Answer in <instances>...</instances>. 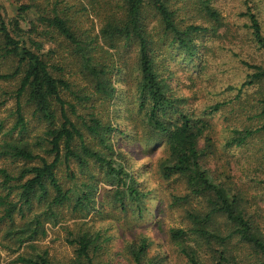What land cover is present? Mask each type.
I'll use <instances>...</instances> for the list:
<instances>
[{"label":"trees","instance_id":"trees-1","mask_svg":"<svg viewBox=\"0 0 264 264\" xmlns=\"http://www.w3.org/2000/svg\"><path fill=\"white\" fill-rule=\"evenodd\" d=\"M7 1L13 11L9 15L0 3L5 9L0 14V60L6 62L8 71L0 72V80L15 82L12 88L0 87V110L11 102L6 104L8 114H0V160L20 164L14 169L0 166V224L7 222L1 230L2 246L16 251L24 247L13 262L59 264L34 246L33 241L46 231L45 222H57L60 210L67 208L78 215L98 210L93 174H88L87 181L77 182L71 161L80 172L87 171L90 163L103 168L115 184L116 207L144 216L143 201L151 193L150 186L127 170L124 152L119 155L126 159L124 165H113L116 148L108 136L120 131L101 115L105 100L110 104L124 85L133 106L127 108L128 113L136 111L140 116L136 119L129 113L130 124L135 128V122L141 120L149 139L157 138L154 144L164 146L156 173L161 181L183 186L182 191L170 193L172 205L185 210L183 224L167 230L176 254L184 264H264V209L261 204L256 206L258 212L250 209L253 200L246 190L244 193L233 184L229 174L212 171L205 163L215 151L209 132V118L215 115L227 124L222 128L228 133L225 149L235 151L257 138L264 161V14L260 1L243 0L240 19L233 22L225 21L210 0H191L185 7L177 6L180 0ZM89 7L100 20L98 31L92 24L83 27L82 17L89 18ZM188 13L191 22L184 17ZM198 17L208 24L195 23ZM206 33L213 41L238 45V53L228 49L222 55L238 73L219 89H205L214 97L208 98L211 102L204 103L202 114L197 115L170 92L160 54L166 47L172 48L199 77L212 78L207 69L215 54L209 61L200 50L199 37ZM46 43H57L69 52L85 85L74 89L72 82L55 72L63 68L45 58L41 50ZM93 43L96 45L91 47ZM121 46L127 47V53L110 51ZM209 50L206 46V54ZM245 50L255 57L247 56ZM49 51L54 53L52 47ZM115 56L121 61L115 62ZM115 64L116 81L111 78ZM66 93L77 102L65 99ZM77 107L83 112L77 113ZM31 119L41 128L28 135ZM135 134L141 136L139 131ZM62 165L67 167L70 186L58 176ZM250 182L264 192V179L251 177ZM35 202L44 206L35 209ZM65 231L74 249L71 264H101L97 258L106 250L104 243L109 238L100 229L93 231L75 222ZM152 245L139 233L116 255L124 253L129 258L123 260L126 264H161L162 256L150 253ZM27 247L33 250L25 251ZM108 257L103 264L113 263L114 257Z\"/></svg>","mask_w":264,"mask_h":264},{"label":"rangeland","instance_id":"rangeland-1","mask_svg":"<svg viewBox=\"0 0 264 264\" xmlns=\"http://www.w3.org/2000/svg\"><path fill=\"white\" fill-rule=\"evenodd\" d=\"M183 1H178L177 6L185 7L190 5L191 0ZM210 1L214 7L219 9L224 20L229 22H233L239 17L238 14L243 5V0ZM257 1H260L259 5L264 14V0ZM0 3L6 7L9 15H11L13 10L10 8L8 1L0 0ZM4 11V8H0V14H3ZM80 13L83 14L82 12ZM184 17H186L185 19L189 22L193 21L189 13ZM195 23H205V21L198 17L195 19ZM82 24L84 28L91 27L92 24L94 25L95 31H98L100 20L96 17L95 10L89 7V18L82 17ZM199 41L203 57L207 56V60L210 61L212 53L215 54V59L212 60L207 69L208 74L213 76L212 78L208 76L206 78L203 76L199 77V73L196 72L194 67L186 62V60L179 57L178 53L172 48L166 47L162 50V54H160L161 58L165 60L162 71L168 77L166 81L170 86V92L174 96H178L179 99L182 98V100H184L183 106H185L186 109L194 110L197 115L202 114L201 107L204 103L207 101L211 102L208 98L214 97L206 94L205 91L207 89L214 90L212 86H215V89L221 88L224 84L222 82H228L229 79H234L238 73V70L235 69L232 64L229 62L225 63L227 62L226 57H222L224 52L228 49H232L237 53L239 52L237 44L235 46L229 44V41H213L210 33H206L204 37L200 36ZM94 45L96 44H91V47H94ZM206 46L210 47L208 51L209 54H206ZM223 46L224 49L222 48ZM51 47L54 49V53H50L49 50ZM105 48L108 47L106 46ZM119 50L120 54H125L128 51L127 47L123 46H121L120 49H110L115 55ZM41 51L45 54V58L50 64L58 63L60 67L63 68V71L55 72H59L64 78L72 82L74 89H79L86 84L84 76L78 71L68 51L58 46L57 43H53L52 45L46 43ZM249 51L250 50H245V54L251 58L255 57V55L251 53L252 51ZM113 59H116L115 62L117 61V63L121 61L120 56H115ZM117 68L118 64L111 67V78L114 81L119 77ZM7 71L6 62L0 60V72ZM167 71L170 72L171 75H169ZM14 82V80L8 82L0 80V87L5 89L12 88ZM125 89L126 87L124 85L119 86L118 97L113 99L110 104H108V100H105V111H102L101 115L104 120H110L114 125L117 124L120 131L118 133L113 131L108 136L116 148V151L113 153V158L115 159L113 165H124V161L127 159V163L125 164L127 170L133 173L135 179L140 181L141 184H148L150 186L149 190L151 193L148 194L143 201L145 204L144 216L139 218L137 213H134L129 208L123 212L116 207L115 202L117 201L114 200L115 195L113 194L115 184H112L103 168L99 167L97 164L90 163L87 171L80 172L76 162L71 161L70 168L75 171L77 182L87 181L88 174H93L91 183L94 185V204L98 206V210L94 212L85 211V213H80L78 215V213H73L67 208L60 210L57 222H50L49 220L45 222L46 231L40 240L33 241L34 246L37 252L46 251L50 259L59 264H71V260L74 257V249L67 241L65 227H73L75 222L83 223L93 231H99L100 229L103 232V237L109 238V240L104 243L106 250L97 258L101 264L105 263L109 258L108 255L114 257L112 264H126L123 260L129 258L124 253L116 255V252L122 250V247L139 233L146 235L153 242V245L150 247V253L156 256H162L161 258L163 259L159 261L161 264H184L181 257L176 254L174 250L176 246L170 243L167 234L169 227H179L183 224L182 219L185 210L179 206H173L172 200L170 199V193L182 191L183 186L174 181H169V183L161 181L156 173V164L161 156L164 155V146L154 144L155 141L158 140L157 138L149 139L150 134L141 120L140 122H135V128L134 125L130 124V120L127 119L129 113L136 119H140V116L136 111H130L128 113L127 108L133 106L125 95ZM64 97L71 102H77L70 94L66 93ZM6 104L10 106L11 102L8 101ZM6 104L0 110L2 116L8 114L6 111ZM223 111L224 110L220 112ZM82 112L83 110L81 107H77V113L80 114ZM27 116L30 115L27 114ZM11 119L12 118L8 119L9 123ZM209 119V124L211 125L209 132L213 139L215 151L214 154L206 160L205 163L207 167L212 171H223L224 174L232 176V183L238 186L240 190H243L244 193L246 190L247 197L253 200L250 209L258 212L256 208L257 204H261V208L264 209L263 190L253 188L250 182L251 177L264 179V161L260 159L261 151L258 150L259 144L257 138L252 140V145L248 144L247 146H242L235 151L225 149L224 142L228 133H226V131L223 132L222 128L227 124L224 123V119L220 115H215ZM40 128L41 126L38 125L34 119H31L28 135H33L36 131L39 133ZM136 131H139L141 136L136 138ZM153 144L154 146H152ZM122 152L125 153L126 159L119 156ZM19 164L20 163L12 162V160L9 159L0 160V166H5L10 169H14ZM66 171L67 167L62 165L58 170V176L65 186H70L72 181L67 176ZM151 189H153V191ZM252 196H254V198H252ZM193 202H196V200ZM43 206V204L35 202V209H39ZM220 219L222 218L219 217V220ZM18 221H20L19 218ZM6 223L7 222H3L0 224V254L3 264H21L14 263L13 259L24 247L16 251L17 249L15 247L9 249L1 245L4 241L1 238V230L6 226ZM30 248L31 247H27L25 251H32L33 249Z\"/></svg>","mask_w":264,"mask_h":264}]
</instances>
